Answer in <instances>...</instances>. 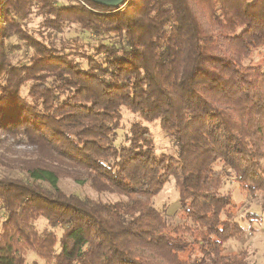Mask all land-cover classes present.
<instances>
[{
	"label": "trees",
	"instance_id": "obj_1",
	"mask_svg": "<svg viewBox=\"0 0 264 264\" xmlns=\"http://www.w3.org/2000/svg\"><path fill=\"white\" fill-rule=\"evenodd\" d=\"M34 12L38 33L26 27ZM73 24L97 42L57 47L51 33ZM11 37L27 50L24 62L11 64ZM259 48L264 0H125L116 8L0 0V132L47 160L25 164V180L0 178V264H26L27 252L46 264H248L246 250L225 253L244 231L221 186L232 174L258 199L259 214L244 219L262 222L264 70L244 63ZM123 108L139 119L117 146ZM154 121L174 140V155L156 153L143 124ZM65 169L120 199L65 194L57 187ZM170 177L190 225L170 227L153 206ZM40 218L50 230L37 231Z\"/></svg>",
	"mask_w": 264,
	"mask_h": 264
},
{
	"label": "rangeland",
	"instance_id": "obj_2",
	"mask_svg": "<svg viewBox=\"0 0 264 264\" xmlns=\"http://www.w3.org/2000/svg\"><path fill=\"white\" fill-rule=\"evenodd\" d=\"M59 4L65 5L69 3V0H58ZM192 3L193 10L197 14L200 22L204 28L209 32L210 28L209 20L207 16L201 13L196 4ZM34 10V9H33ZM37 12V10H34ZM31 13L26 20V27L32 33H38L39 24L42 18L36 13ZM61 33H51V38L54 44L59 47L63 42L78 39L81 43H88L93 45L97 42L96 37L90 35L87 31L81 29L76 25H70L63 28ZM214 32V31H212ZM10 54L11 64H19L24 62L25 57L28 55L27 50L21 44V40L17 37H11L7 44ZM14 45V48L12 46ZM259 65L264 70V48L255 50L251 58L244 62ZM27 87L23 89V95L26 92ZM139 117L132 114L126 109H122V125L121 128L116 131L115 144L120 146L125 143L126 135L128 134L130 125L137 121ZM151 131L152 138L155 144V150L157 154L166 153L174 155L176 153V144L172 137L160 130L157 121L143 123ZM40 160L46 162L34 148L28 146L23 139L9 137L3 132H0V178H20L25 180L26 173L24 169L25 164L40 163ZM264 164V161H262ZM222 162L218 161L214 164L215 170H220ZM42 186L48 187L43 183ZM57 187L67 195H74L80 199L100 200L104 202H114L120 199V197L114 193L96 192L90 186L89 181L86 180L85 175L82 172L75 170H67L59 173V181ZM221 192L224 194H230L235 203V221L243 228V234L237 238L226 241L223 246L225 253H236L242 250L248 252L247 263L248 264H264V214H262V222L250 224V222L244 219L246 213L253 212L259 214L258 199H253L247 192L239 190L232 174L225 176L221 186ZM153 206L164 217L166 223L170 227L190 225L191 223L186 220L180 212L178 203V190L175 185V180L170 177L169 181L164 185L160 193L153 198ZM5 219L4 212L0 209V228L3 220ZM34 225L38 232L50 230L47 222L40 218L34 222ZM57 236L61 235L60 229H54ZM26 264H46L43 260H40L32 252L25 254Z\"/></svg>",
	"mask_w": 264,
	"mask_h": 264
},
{
	"label": "water",
	"instance_id": "obj_3",
	"mask_svg": "<svg viewBox=\"0 0 264 264\" xmlns=\"http://www.w3.org/2000/svg\"><path fill=\"white\" fill-rule=\"evenodd\" d=\"M94 3L110 8L122 7L125 0H92Z\"/></svg>",
	"mask_w": 264,
	"mask_h": 264
}]
</instances>
